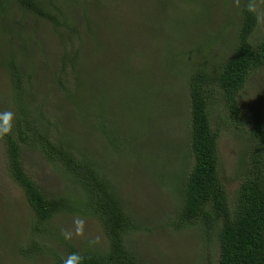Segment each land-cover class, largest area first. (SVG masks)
I'll list each match as a JSON object with an SVG mask.
<instances>
[{
  "label": "rangeland",
  "instance_id": "1",
  "mask_svg": "<svg viewBox=\"0 0 264 264\" xmlns=\"http://www.w3.org/2000/svg\"><path fill=\"white\" fill-rule=\"evenodd\" d=\"M243 1L77 0L71 5L68 0H46L48 12L63 9L68 23L78 22L74 46L72 39L60 40L59 33L63 39L69 32L56 26L52 32L43 16L22 20L15 8L0 14V111L17 114L19 109L11 68L2 63L25 43L33 78L30 83L28 74L24 76V106L56 139L88 155L116 186L131 217L144 228L129 232V246L148 264H204L210 251L216 258V238L206 242L198 228L175 225L190 159L185 155L189 107L185 95L193 67L217 71L235 48ZM252 8L259 16L256 42L264 33V0H254ZM85 45L90 53L82 49ZM19 61L29 73L27 60L19 56ZM78 61L86 70L79 79L73 67L78 71ZM239 106L248 120L264 114V67L241 91ZM227 113L218 100L213 123L221 130V172L231 194L247 141L238 132L223 129ZM112 131L115 138L118 134L124 139L108 136ZM167 138L169 147L164 145ZM114 143L121 146L115 148ZM5 149L0 137V264H50L51 252H64L65 243L107 249L102 224L86 212H62L45 234L35 231V214L11 176ZM28 150L25 158L30 159ZM36 161L33 156L30 163ZM41 167L45 170L41 177L54 194H84L70 179L51 172L44 160ZM77 218L84 219L81 235L75 234ZM62 230L73 232L72 238L64 239ZM37 242L48 251L29 257L24 251Z\"/></svg>",
  "mask_w": 264,
  "mask_h": 264
},
{
  "label": "trees",
  "instance_id": "2",
  "mask_svg": "<svg viewBox=\"0 0 264 264\" xmlns=\"http://www.w3.org/2000/svg\"><path fill=\"white\" fill-rule=\"evenodd\" d=\"M76 1L68 0L71 5H75ZM253 1L244 0L241 5V23L231 54L217 71L193 67L195 70L188 80V95H185L186 105L189 106L186 123L189 154L185 155L190 159L175 225L178 229L190 226L198 228L204 233L203 237L206 236V242H210L211 237L217 239L216 258L210 251L204 264H264V114L248 120L239 106L241 91L251 76L264 67V33L254 42L259 16L252 8ZM47 6L46 0H0V14L4 10L7 14L10 8H15L22 20L43 16L52 32L53 26L62 29L64 34L69 32L63 39L59 33L60 40L72 39L71 45L74 46L79 20L74 17L77 23L73 26L68 23L65 17L67 13L63 9L56 11L58 14H51ZM94 41L96 45L97 40ZM82 49L90 53L88 46ZM82 49L79 52L83 58ZM19 56L27 60L29 73L22 69ZM29 59L25 43L20 50H11L3 57L2 65L7 64L11 68V87L19 109L15 114L13 131L1 138L6 147V163L11 176L24 191L35 214L33 228L45 234L50 222L60 213L81 211L100 221L108 240V247L104 251L65 243L64 252H51L50 264H63V260L72 252H79L84 257L82 264H148L129 246V232L144 228L131 217L126 209L128 205L116 186L88 155L56 139L42 120L38 116L36 119L33 112L24 106L27 104L24 76L28 74L30 83L33 78ZM78 63V71L76 65L73 67L74 76L79 79V73L83 75L86 70ZM187 64L186 61L184 65ZM51 66V63L47 64L49 69L54 70ZM218 100L228 112L224 115L225 121H222L223 129L236 131L247 141V148L239 159L238 184L231 194L221 172V130L219 125L213 123L214 107ZM108 136L115 138L113 131ZM118 137L124 139L117 134L115 140ZM168 142L169 138L165 140L166 147L170 146ZM113 146L121 145L114 143ZM27 148L32 152L30 159L25 158ZM33 156L37 157L36 163H30ZM43 160L51 172L70 179L84 194H54L50 190V183L41 177L45 171L41 167ZM39 244L37 242L22 252L31 257L48 251Z\"/></svg>",
  "mask_w": 264,
  "mask_h": 264
},
{
  "label": "clouds",
  "instance_id": "3",
  "mask_svg": "<svg viewBox=\"0 0 264 264\" xmlns=\"http://www.w3.org/2000/svg\"><path fill=\"white\" fill-rule=\"evenodd\" d=\"M15 114L12 111L0 112V137H4L13 131ZM75 225V234L81 235L84 231V219L77 218L73 220ZM61 234L64 239H71L73 232L62 230ZM84 257L79 252H72L66 259L63 260V264H82Z\"/></svg>",
  "mask_w": 264,
  "mask_h": 264
}]
</instances>
